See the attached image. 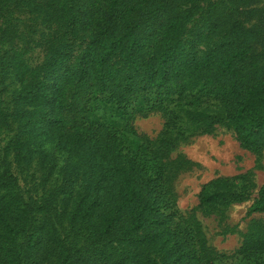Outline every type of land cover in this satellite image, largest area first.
I'll use <instances>...</instances> for the list:
<instances>
[{
	"label": "trees",
	"instance_id": "16d2710c",
	"mask_svg": "<svg viewBox=\"0 0 264 264\" xmlns=\"http://www.w3.org/2000/svg\"><path fill=\"white\" fill-rule=\"evenodd\" d=\"M258 2L0 0V264L203 262L199 227L178 214L159 152L131 127L111 130L86 114L100 96L126 108L148 93H171L187 100L205 131L224 122L241 146L264 149ZM199 16L207 25L201 49L186 40ZM26 18L43 27L42 40L27 36ZM34 48L40 63L29 58ZM6 77L15 84L10 102L2 98ZM154 105L151 98L147 107ZM16 106L25 115L19 122ZM42 135L93 162L92 191L64 186L34 205L23 200L10 163ZM214 181L201 187L200 207L225 199L208 190ZM263 213L264 182L246 216Z\"/></svg>",
	"mask_w": 264,
	"mask_h": 264
},
{
	"label": "rangeland",
	"instance_id": "374dc122",
	"mask_svg": "<svg viewBox=\"0 0 264 264\" xmlns=\"http://www.w3.org/2000/svg\"><path fill=\"white\" fill-rule=\"evenodd\" d=\"M263 4L264 0H259L256 6ZM25 24L28 37L43 39L44 29L39 22L26 18ZM206 32L207 25L201 16L194 17L186 40L201 49L204 44L197 38ZM29 58L35 64L44 59L39 48L31 49ZM1 86L7 90L2 98L10 102L8 91L15 87L13 79L6 77ZM146 95L126 108L108 96L93 98L86 120L102 122L111 130H122L127 125L148 141L151 149L159 152L166 165L167 185L178 214L199 227L201 264H253L263 259L264 252L259 250L264 248V213L246 216V210L264 182V149L252 151L241 146L224 122L215 123L205 131L185 98L179 99L171 93L161 97L153 93ZM151 98H156V105L148 108ZM16 114L19 115L17 122L25 116L17 106ZM42 136L28 142L20 162L10 163L23 200L34 205L41 194L47 195L64 186L70 193L92 191L93 162ZM3 144L0 134V149ZM211 180L215 181L208 190L219 192L220 198L225 199L216 202L214 207H200L198 193Z\"/></svg>",
	"mask_w": 264,
	"mask_h": 264
}]
</instances>
